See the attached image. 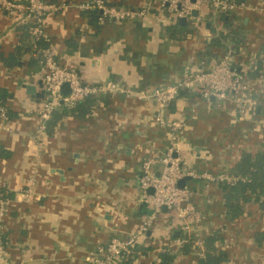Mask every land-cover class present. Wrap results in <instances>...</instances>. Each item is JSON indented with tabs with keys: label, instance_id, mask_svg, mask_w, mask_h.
Returning <instances> with one entry per match:
<instances>
[{
	"label": "crops",
	"instance_id": "1",
	"mask_svg": "<svg viewBox=\"0 0 264 264\" xmlns=\"http://www.w3.org/2000/svg\"><path fill=\"white\" fill-rule=\"evenodd\" d=\"M50 1L65 4L44 19L57 53L55 61L78 70L86 82L111 80L133 90L172 84L197 61V52L218 35L219 15L206 8L197 23L186 20L192 35L171 37L162 18L97 25L77 6L87 0ZM147 1L106 0L109 5L133 9ZM242 1L246 6L236 11L232 26L245 52L258 56L264 53V0ZM151 2L152 9L160 10L159 0ZM21 32L0 9V90L9 94L3 103L8 114L0 120V147L9 153L0 157V185L12 198L31 179L34 189L33 198L13 199L5 214L7 262L90 264L87 257L93 250L112 236L132 234L148 215L149 205L142 199L139 184L140 165L145 157L165 154L167 130L154 120L158 109L154 99L109 92L94 96L86 102L88 107L80 105L77 111H55L44 145L38 147L34 135L39 119L32 110L40 103L44 71L31 49L14 54ZM11 56L7 64L4 59ZM252 59L243 56L244 62L235 65L241 67ZM261 66L264 75V62ZM245 77L244 93L256 110L247 121L237 114L238 125L219 103L207 102L200 94L169 104L168 119L187 116L184 138L190 148L185 146L189 150L185 156L178 149L191 169L230 173L242 151H264V78L254 73ZM188 179L184 184L194 194L186 184ZM199 184L203 193L195 197L201 204V218L193 225L199 237L219 232L216 248L226 252L222 264H264V210L251 202L244 205L240 217L227 220L214 184L202 180ZM179 235L174 230V238L165 233L145 238L130 264H163L161 250L168 246L173 256L169 264H200V251L193 244L186 251L183 245L175 246Z\"/></svg>",
	"mask_w": 264,
	"mask_h": 264
},
{
	"label": "built area",
	"instance_id": "2",
	"mask_svg": "<svg viewBox=\"0 0 264 264\" xmlns=\"http://www.w3.org/2000/svg\"><path fill=\"white\" fill-rule=\"evenodd\" d=\"M153 3L148 0L138 8L109 5L106 0H87L80 2L81 10H93L98 14L97 22L100 25L117 23L128 18H144L150 14ZM243 1L237 0H159L158 7L165 11L166 18L174 17L194 20L200 19L199 14L203 8L209 10L212 15L221 12H236L245 8ZM65 7L64 3H56L50 0H0V9L3 10L15 26H25L29 39L32 42L31 56L37 61L44 71L43 89L44 99L42 103L32 110L39 119L34 142L38 147L44 145L48 122L53 113L58 109L68 110L88 97H94L109 92L122 93L126 97H134L139 100L154 99L158 103V109L154 114L157 124L167 130L168 148L162 156H148L142 159L140 165L139 184L143 201L149 205L150 213L144 218L136 230L125 237L112 236L104 245L98 246L87 257L90 264H117L118 257L122 253H129L137 237L144 236L156 219L162 206L172 208L181 219L190 216L194 223L200 221L201 213L195 209L190 198L192 191L185 184L178 185L184 178L200 179L207 184H234L240 177L227 172L213 173L210 171H196L187 167L183 161L180 150L177 147L176 137L179 132L187 129V116L182 114L176 119H168L166 110L170 102L183 90H194L200 87V95L207 102L214 100L229 105H236L238 115L244 118V107L240 94L248 87L246 74L253 71L257 61H264V53L255 56L254 59L241 67L233 64V50L227 47L224 54L209 70H187L177 81L169 85H159L152 90H133L124 88L119 82L106 81L103 83L88 84L80 80L74 68L59 65L55 61L56 50L50 43L45 31L44 19L48 14L58 12ZM195 11V15L192 12ZM46 42V44H37ZM263 73L258 78L263 79ZM67 85L68 92L61 90ZM6 109L0 106V120H5ZM0 185V263L8 264V253L4 242V217L9 204L13 199L29 200L34 196L32 179L27 186L17 192L15 198L9 197ZM150 190V191H149ZM183 230L193 234L195 240L193 246L202 254L204 247L199 234L192 225L184 224ZM186 242L180 239L175 246L181 247ZM165 249H171L169 246Z\"/></svg>",
	"mask_w": 264,
	"mask_h": 264
},
{
	"label": "trees",
	"instance_id": "3",
	"mask_svg": "<svg viewBox=\"0 0 264 264\" xmlns=\"http://www.w3.org/2000/svg\"><path fill=\"white\" fill-rule=\"evenodd\" d=\"M237 1H242V0H237ZM84 13H86L90 17L91 21L97 24L98 14L95 11L84 10ZM235 13L236 12L226 11L218 14L219 15L218 35L212 38L204 46V50L202 51L200 50L199 52H197L196 60L198 62L196 61L195 63L191 64L188 67V70L200 71V70L211 69L214 66V63L224 54L226 47L228 46L231 47L232 50H234V54L232 58L234 65L235 64L240 65L242 62H244L243 56L245 59L246 58L251 59L255 57L254 54L248 55V53L245 52L242 40L237 38L236 30L232 26V20L234 18ZM159 18H166V14L163 12V10L152 9L150 11V14L146 16V18L144 19L147 21L155 22V20ZM162 24L165 27V31L171 37L177 34L178 36H180L181 34L188 37L187 35L189 34L192 35L193 33L192 32L193 30L188 28L187 24H181L179 20L174 18L173 16L170 17V19L165 20V22ZM18 28L22 32L19 38L20 44L16 46L14 54L17 53L19 50L28 51L32 47V42L29 39V36L25 30L26 27L18 26ZM231 41L233 42V44H231ZM37 44H46V42H38ZM12 59L13 56H11L10 58H5L4 60L7 64H11ZM263 62H261L260 60L257 61L255 69L252 72H247V73L248 74L254 73L255 76H259L260 72L262 71L261 65L263 64ZM77 73L82 82L89 84L97 83V82H86L85 80L82 79L83 77L80 75L81 73H79L78 70ZM98 82L103 83L105 82V80ZM39 90H41L42 93V95L40 94L41 97L39 99L40 102L39 105H40L44 99L43 83ZM200 90H201L200 87H196L194 90L180 91L179 94L170 102V105L173 106V104L179 98L184 99L186 97L196 96L197 94H200ZM191 93H195V94H191ZM8 96L9 94L6 91L0 90V106L4 105L3 103L5 99L8 98ZM200 97L202 98L201 95ZM239 97L244 107L243 120L247 121L248 119H250L252 112H255L256 104L248 96L247 93L242 92ZM93 98L94 97H88L70 109H72L73 111H77L80 105L82 106L86 105L88 107L89 103L86 104V102L89 100L91 101V99ZM217 103H219V105L223 107L225 113L228 112L231 120L236 125H238L239 119L234 118L238 114V109L236 105H229L223 102H217ZM3 107L6 108L5 106ZM184 133L185 132H179L177 134L176 143H177V147L181 150L182 154L185 156V152L189 151V150H185V146L187 145L186 149L190 148V146L188 143L187 144L185 143ZM8 155H9L8 151L0 147V157H7ZM187 167L190 168V164H188V162H187ZM195 170L199 171L198 168H196ZM230 174L240 177V179L237 180L234 184H225V183L214 184V187L217 188V193L222 201L223 214L225 219L234 220L240 217L243 214L244 205L251 202L256 203L258 207L264 210V151H259L256 153H249L247 151H242L240 157L232 166L230 170ZM200 182H201L200 179H193V178L188 179L186 181V184H188L195 190L194 193L195 195L192 194L190 201L194 205L195 209L198 211L201 208V204L197 202L195 196L198 193L199 194L203 193L202 192L203 189L199 184ZM1 190L5 191L4 188H1ZM6 192H7L6 194L10 197L11 194L8 191ZM184 224H189L192 226L195 225L193 219L190 216L181 219L177 216V213L174 209L160 208V210L157 213L156 219L153 221L152 225L149 228L150 234L149 235L145 234L144 236L137 237L130 248V252L122 253L118 257L117 264H130L137 250L142 247L141 245L143 243V240H145V238H149L155 235L156 233H163V234L165 233L167 237L174 238L173 236L174 230L179 231L180 233L179 238L186 240V242L182 246V250L186 251L193 244L195 240V236L193 234L186 233L183 230ZM218 233L219 232L217 230H212L207 235H203V237H200L204 247V250L199 259L200 264H222L226 260V252L224 250H218L216 248V242L219 240ZM257 236H259V234H257ZM169 252H170L169 249L161 250L160 257L163 264H169L172 261L173 256H171Z\"/></svg>",
	"mask_w": 264,
	"mask_h": 264
},
{
	"label": "water",
	"instance_id": "4",
	"mask_svg": "<svg viewBox=\"0 0 264 264\" xmlns=\"http://www.w3.org/2000/svg\"><path fill=\"white\" fill-rule=\"evenodd\" d=\"M192 14L195 15V11H193ZM179 22H180L181 24H185V23H186V19H184V18H180V19H179ZM61 90H62L63 92H68L67 85H63L62 88H61ZM185 180H186V178H184V179H182L181 181H179V182H178V185H179V186L184 185ZM143 205L145 206V203H144V202H143ZM161 208L164 209L165 206H162ZM147 212H148V214L150 213V210H149L148 208H147ZM149 234H150V231H147L146 235H149Z\"/></svg>",
	"mask_w": 264,
	"mask_h": 264
}]
</instances>
